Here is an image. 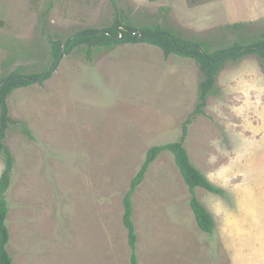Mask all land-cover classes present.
<instances>
[{"label":"rangeland","instance_id":"374dc122","mask_svg":"<svg viewBox=\"0 0 264 264\" xmlns=\"http://www.w3.org/2000/svg\"><path fill=\"white\" fill-rule=\"evenodd\" d=\"M0 0V79L48 70L50 44L116 16L187 39L264 28V0ZM169 9L168 12L165 10ZM235 23L243 30L227 29ZM199 66L146 41L65 55L54 75L15 91L5 140L15 163L7 193L13 264H132L124 197L148 150L176 142L195 111ZM222 190L196 196L215 229L202 232L191 193L166 152L134 195L138 264H264V67L227 61L185 142ZM5 168L0 153V178Z\"/></svg>","mask_w":264,"mask_h":264},{"label":"trees","instance_id":"16d2710c","mask_svg":"<svg viewBox=\"0 0 264 264\" xmlns=\"http://www.w3.org/2000/svg\"><path fill=\"white\" fill-rule=\"evenodd\" d=\"M151 2L157 0H150ZM191 4L196 5L198 0H189ZM169 9L165 10L168 12ZM0 20V26L2 25ZM246 25L235 23L228 26L227 29L233 31L243 30ZM124 28L121 31L118 29ZM141 31L143 39H139V34L134 31ZM100 31L97 29H86L70 36L65 43L62 41H52L50 44V55L52 64L48 70L37 74H25L23 69H17L15 72L0 79V153L5 161V168L0 178V264H13V258L9 253L8 245L10 242V231L7 225L9 215V202L7 193L11 185L12 170L14 168V157L10 149L6 146L5 140L12 120L9 116V97L17 90L28 88L34 83H42L49 79L51 71L56 69L63 47L66 46V54L69 55L75 50H82L88 56L94 51L113 48L116 45L137 44L146 41L152 46L160 48L166 59L173 54H179L192 59L199 66L202 73V80L198 87V103L195 111L183 125L182 134L178 141L163 145L151 147L146 155L145 161L139 172L133 178L130 188L124 197V215L123 224L128 232V243L131 249V263L138 264V234L134 222V195L139 186L144 182L146 175L157 159L163 153H170L173 156L174 163L181 173L185 184L188 186L191 199L190 207L195 216L199 229L212 234L215 229V223L212 215L196 196V189L200 188L212 194H222V190L214 186L210 180L193 164L185 142L188 136L189 126L198 117L205 113L209 96L216 93V79L222 70V66L227 61H238L243 57L258 55L264 67V28L260 32L250 34H240L231 39L223 40L218 48H214L211 41L199 39H187L175 33L172 29H166L160 24L137 26L130 22L126 17H115L112 25L104 29L111 35H97ZM123 35V39H118ZM244 49H246L244 51ZM47 78L44 79V75Z\"/></svg>","mask_w":264,"mask_h":264},{"label":"water","instance_id":"95a60500","mask_svg":"<svg viewBox=\"0 0 264 264\" xmlns=\"http://www.w3.org/2000/svg\"><path fill=\"white\" fill-rule=\"evenodd\" d=\"M123 29H124V28L120 27V28L118 29V31H121V30H123ZM96 34H97V35H102V34L111 35L109 32L104 31V30H100V31H98ZM134 34H139V39H140V40L143 39V33H142L141 31H137V30H135V31H134ZM118 39H123V35H121ZM245 50H246V49H244V51H245ZM65 55H66V46L63 47L62 54H61V57H60V61L58 62L56 68L58 67L59 63L61 62V60L63 59V57H64ZM55 72H56V69L53 70V71H51L49 74H50V75H54ZM46 78H47V74L44 75V79H46ZM0 87H2V85H0Z\"/></svg>","mask_w":264,"mask_h":264}]
</instances>
